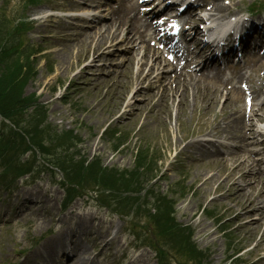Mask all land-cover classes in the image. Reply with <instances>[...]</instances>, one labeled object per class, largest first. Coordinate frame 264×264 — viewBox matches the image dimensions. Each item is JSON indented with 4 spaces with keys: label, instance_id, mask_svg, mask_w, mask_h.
Returning <instances> with one entry per match:
<instances>
[{
    "label": "rangeland",
    "instance_id": "obj_1",
    "mask_svg": "<svg viewBox=\"0 0 264 264\" xmlns=\"http://www.w3.org/2000/svg\"><path fill=\"white\" fill-rule=\"evenodd\" d=\"M17 1L0 0V6H7L9 9L16 10ZM224 1L221 0V3ZM252 1L231 0L232 3L230 2L226 6L233 11L235 5L246 6ZM61 5L69 11L77 8L71 0H53V2L30 6L27 9V15L34 23L25 38L41 52L39 51L31 57L36 60L34 61V74L29 79L25 92H35L48 109L45 123L40 125L41 129L37 132L39 140L48 145L49 148L61 153L55 147L68 144L71 140L64 139L59 134L67 129H72L76 136L71 134L75 140V145L70 148V151L82 155L86 159V163L90 162L88 165L97 161V165L101 167L107 165L126 169L133 167L136 150L138 148L143 150L151 144L158 151L157 157L162 155L158 164L165 170V174L155 185V189L164 192L172 190V192L177 193L178 187H171L179 179L183 181L182 183L189 190V193L183 197L184 199L178 201L176 218L179 222L192 227L196 243L200 248L206 249L210 262L223 264L230 252L227 249L226 237L228 235L221 236L222 232L219 228H228V231H231L229 232L233 235L231 246L234 250L245 248L242 252L241 262L252 260L253 263L258 257L264 255V234L262 233L264 225L254 231L236 228L239 224H243L246 219L236 222L232 219L234 212L222 208L223 202L227 206L233 204L229 199H226L225 196L218 197L219 192L214 194L212 190L208 191V187L205 185L201 186L199 195L197 191L195 192V188L198 189L202 180L200 179V182L195 180L194 175L198 173L218 174L220 175L219 180H222L225 170L216 162L191 161L181 157L180 151L176 153L181 142L178 137L184 138L186 135H191L194 139L202 138V132L206 128H211L207 124V121H211V117L208 116V120H206L200 111H194L191 114L190 109H187L181 119L182 121L180 120V124H177L174 106H171L166 117L162 115L161 111H151L150 106L139 114L133 111L130 113L123 112L124 106L117 108L121 90L117 84H114L113 80H110V75L106 72H99L93 68L88 71L83 68L84 63L89 62V58L85 56L91 55V47L85 52L86 44L79 43L78 49L83 48L79 51L74 49L73 45L76 43L73 40V34L75 31L70 26L71 24L76 25L77 20H70V25L66 23L67 17L59 12L61 8H57ZM49 7H55L57 11L50 12L47 10ZM42 17L44 19H41ZM86 32L93 33V29L87 28ZM70 47H72L71 51L69 50ZM63 53H68V55L73 53L69 62H67V58L65 61L63 60ZM109 60L110 57L105 60V65H103L106 70ZM96 64L95 67H99L100 62L98 61ZM261 65L263 62L259 63V66ZM206 82L212 84L208 80ZM121 85L124 86L125 83ZM223 92L225 93V91ZM130 93L131 90L127 96ZM139 99L140 96L137 95L133 98H127L129 101L131 100L130 104ZM35 108L33 107L31 111ZM110 113H114L113 116L104 120L103 117ZM118 115H121L119 121L116 120ZM37 120L35 116L36 123ZM181 123L182 126H180ZM107 126L117 127L119 128L117 130L121 132L118 136H122V143L116 147L114 145L118 142L117 138L119 137L110 135L109 132L102 133ZM93 155L98 156L100 161ZM72 157L70 166L73 167L76 164L77 156L72 155ZM35 164L38 166L37 169L41 171L40 173H32L36 179L29 177L28 179H17L10 186L0 183V264H36L34 263L36 260L40 262L39 251H42L40 246L43 240L55 239L54 237L57 236L60 229L65 232L63 239L65 244L69 239H73L76 244L79 241L82 242L85 236L81 234L80 227H74L78 221L85 223L86 227H92L93 230H96L101 223L104 224L105 228L110 226L106 244L98 242L97 248H86L89 257L92 259V264H157L154 253L143 247V239L140 238L142 240L138 241L136 240L137 235L135 239H132L130 235V232L131 234L138 232L140 235L150 234L144 227L145 218H142V222L139 224H134L135 221H139L134 219L139 201L131 200L130 204L117 202V206L122 210L130 206L134 208L133 217L121 218L116 214L113 215L107 208L108 206L101 200L102 192L97 188L95 193L84 191L83 194L81 191L78 192L76 195L78 197H75V200L69 202L68 206L63 209L66 186L64 187L60 183L59 172L48 169L42 163L40 155L35 156ZM182 166L184 167L181 168ZM148 173H156V169L151 163L146 164L142 171L143 175ZM181 174H184L183 177ZM124 176L130 180L128 174L125 173ZM3 181L4 183L7 182V180ZM138 181L141 185L142 178L138 177ZM89 184L87 182L84 185ZM192 187L194 188L190 193ZM27 190L36 192L42 200L48 201L41 209L28 215L31 220L21 222L19 218L15 217V211L19 203L23 201H21V194ZM200 195L204 197L203 200ZM130 196H137V194L131 193ZM202 207H206V210H210L211 213L201 212ZM193 211L195 213L191 216ZM221 213L225 219L214 222V218H218ZM36 222L41 223L38 228L30 227ZM204 226H209L208 232L202 230ZM217 228L218 232L213 234ZM32 229H35V233H31ZM103 232L101 230L100 234ZM35 241L36 244H33ZM121 253H123V263H117ZM169 260L171 262L176 261V258ZM43 264L48 263L44 262Z\"/></svg>",
    "mask_w": 264,
    "mask_h": 264
},
{
    "label": "bare ground",
    "instance_id": "obj_2",
    "mask_svg": "<svg viewBox=\"0 0 264 264\" xmlns=\"http://www.w3.org/2000/svg\"><path fill=\"white\" fill-rule=\"evenodd\" d=\"M73 1L80 8L87 3L91 6L94 5L95 2L97 3L96 5L107 4L99 2V0ZM163 7L172 8L173 6L172 4H164ZM138 8L139 6L131 2V0H120L119 6L116 9H110L108 11L110 21L103 31H101V27H96V31L93 33L86 32V29L83 27H75V43L87 44V47H89L92 42L95 43V49L100 50V52L92 56L91 63L103 61L104 56L102 54L104 47L107 49L114 45L126 44L124 49L129 51V55L126 57L124 64L131 66L135 61L136 67L135 71L129 70V74L126 77L127 87H133L132 96H141V99L137 101L135 100L133 105L137 114L141 113L145 107H149L150 104L155 110H162V115L165 117L171 106H174L175 121L177 124L180 123V120L186 113L187 109H190L191 114L194 111H200L205 117L214 112L222 114L215 121L212 130L206 131V135H209L210 137L185 141L180 149V153L184 154L186 157L185 159L191 161L194 160V154H196L199 157H207L208 159L219 160L223 163H226L228 158L225 156L219 157V155L224 153L231 154L232 156L230 159L233 161V164L227 169L225 179L220 181L214 175L205 176L203 173L194 175V178L197 181H200L201 179L202 184L208 187V191L213 190L219 192L218 197L225 196V198L230 199L231 202L240 203L239 205L233 203V206H227L225 202L222 203L225 210L236 211L232 218L233 220L247 219L245 223L238 227H244L251 230L259 229L264 222V177H256L253 175L252 170L255 166L260 170L262 160L253 159L251 162H248L247 159H240L238 153H234V150L225 146L224 143L213 140L215 137L224 135L226 138L238 143H252L255 134H260L253 128V124L250 122L252 117L249 115L248 119H246L240 109L232 107L228 95L221 92V86L212 84L213 86L211 87L210 85L202 83L197 75H191L188 70H186L188 63H185L180 70H177L174 65H169L170 69L168 72L164 73L163 67H161L163 61L159 58L157 51L149 46H144L142 44L141 46L139 45L140 42L143 43L145 41L144 38L147 31L151 29V23H149L148 18L142 19L139 17ZM84 17L85 16H78L77 18L70 17V19H82ZM257 23L263 25L264 18L257 20ZM148 35L150 34L148 33ZM118 37H120L121 42H117ZM148 40L151 41L152 39ZM137 41L139 42L134 47L133 45ZM251 46L255 49L256 43L254 42ZM185 52L187 54L194 53L193 49H190L188 44L185 47ZM64 58H69L68 53ZM180 59L181 57L178 58V60ZM117 67L118 65L114 66V68ZM86 68L89 69L91 66H86ZM201 68L202 69H199L201 75L205 74L207 77H211V79H214L215 77L218 78V75L208 76L209 73L205 72L208 71V66L204 65ZM96 70L101 72L106 69L102 65L96 68ZM111 73H114L113 78H115L117 84L120 85L122 82L119 80V76L122 72L113 70ZM111 73L108 70L110 76ZM235 78L238 80L241 78V75H238ZM144 82H146L145 88L141 86ZM239 91L241 92V90ZM259 92L260 90H255V95H258ZM125 97L126 94L122 93L119 106L126 103L127 100L125 101ZM221 99L223 101H221ZM124 106H128V104L126 103ZM230 108L232 110L228 112ZM178 138L179 140L183 139L181 136ZM260 143L264 145V139H262ZM235 172L239 173L236 178L234 175ZM261 178H263V183L261 182L260 186H258ZM251 179H254L253 182L250 181ZM255 186L257 187V193L255 196H252V194L248 192V189H253ZM200 198L203 200L204 197L200 195ZM21 201L22 202L19 203L18 207L29 211L31 206H33V209L28 213L32 214L41 209L43 205L47 204L46 201L48 200H42L36 192L27 190L21 194ZM133 214V208L128 210L129 218L133 217ZM16 215L20 218L27 216L26 214L23 215L19 213H16ZM254 215H256V218L253 217ZM220 216L221 214L218 215V220L222 217ZM100 228H103V225H99L94 232L91 230L88 232V235L90 236L89 241L92 242L93 245L96 241L103 243L100 237H102L103 240L109 233V229H107L103 232V235H101ZM204 229H206V227H204ZM63 239L64 232L59 230L55 239H47L43 241L40 246L42 252H44L41 254L42 262L59 264V260H64L63 254L65 253V244ZM78 247L79 254L75 255L68 264H92V259L87 256L88 251L85 248L86 243H80L71 248V250L74 251ZM57 251L61 253L59 260L54 258L57 256ZM70 256L71 255L66 256V261ZM260 260H262L261 263H264V256L261 257Z\"/></svg>",
    "mask_w": 264,
    "mask_h": 264
},
{
    "label": "trees",
    "instance_id": "obj_3",
    "mask_svg": "<svg viewBox=\"0 0 264 264\" xmlns=\"http://www.w3.org/2000/svg\"><path fill=\"white\" fill-rule=\"evenodd\" d=\"M26 66L25 64L23 65L21 56L18 53L11 52L9 54L8 49L0 41V113L10 117L9 119L13 121L25 114V106L23 104L25 99L21 97V93L26 80L22 78L25 75L23 69H26ZM117 179H108L107 185H115ZM166 214L168 215L164 225L171 223L172 227L167 228L165 231L169 233L175 232L177 227L172 221L168 208L162 211L160 220Z\"/></svg>",
    "mask_w": 264,
    "mask_h": 264
}]
</instances>
